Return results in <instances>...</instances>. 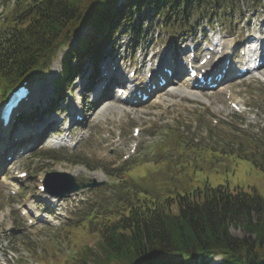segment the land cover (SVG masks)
<instances>
[{
  "label": "rangeland",
  "instance_id": "1",
  "mask_svg": "<svg viewBox=\"0 0 264 264\" xmlns=\"http://www.w3.org/2000/svg\"><path fill=\"white\" fill-rule=\"evenodd\" d=\"M243 2V15L235 17L234 21L231 22L234 29L241 25L245 26L246 21L243 17L253 19L258 23L264 16V2L257 10L251 9L254 1L243 0ZM3 4L6 8L3 14L0 15L2 17L9 8V5H6L4 1ZM147 19L153 21L151 29L156 27L158 18L155 15L152 16V12L148 11V9L140 13L137 22L143 24ZM160 29V36H162L163 42L160 39L155 41L145 37L138 44V47H156L162 43L167 46V43L172 41L173 36H169L165 28ZM169 32L172 33L171 30ZM85 34L86 30H81L78 32L77 37H82ZM125 34L129 33L124 32L111 39L112 48L118 46L123 49L122 47L124 46V48L130 50L129 42H127L128 36ZM75 41L77 42V40ZM72 45L75 46L76 43L73 42ZM103 50L105 56L102 60L105 62L108 59L110 44L106 43ZM64 53L65 51L59 52L56 60L50 65L48 72L39 74L40 76L31 82L34 88L46 92V94H43L45 102L53 96L54 87L52 85L60 76V64ZM84 69H88L86 60L83 63ZM83 72H80L77 76L78 80L74 82L75 86L74 91L71 92L72 96L77 95L79 85L83 88L89 83L86 80L87 71L85 74ZM113 92L110 90V95L108 94L109 100L104 105L102 104V106L106 105L109 107L104 115L105 117L102 115L98 117L95 113L97 112L96 110L87 114L85 123L83 121L78 126H74V128L78 127L75 129V136L78 137V131L82 128L87 133V136L75 148H67L68 146L58 147L52 144L50 146L49 141L47 144L40 141V145H37L33 138L26 142L23 147L25 151L22 154L24 159L21 166L29 168L27 170L29 177L21 184L22 187L15 196L9 194L6 188L0 185V218L1 224H3L0 232L5 229H15L7 237H0V251L5 248L14 249L17 252L16 255L19 256L18 260H20L21 256L26 257L31 264H37L39 260L45 262L55 261L62 256H66L69 260L74 254V247L69 242L75 239L76 231H73V229H70L71 231L66 230V227L69 226L65 225L64 227V224L58 227L49 228L45 226L43 228V225H40L34 229H26L21 210L18 209V205L24 201H29V199L40 200V197L35 194V185L38 182L36 175L38 173L50 170L67 171L69 173L73 168L60 160H49V163H45L48 160L42 159L44 164L40 165L42 162L39 160L42 157L38 156L39 152L53 151L54 156L58 154L62 156L63 154V157L72 152L79 159V164H81L79 166L84 167L87 172L100 171L106 174L113 167L112 163L116 161H119L117 169L120 171L127 165L123 174L127 182L121 181L120 171H117L112 176L115 177L114 179L101 176L100 179L102 180H99L103 184L101 187L84 190L81 193L88 200L86 202V207L88 208L84 212L80 211L75 214L76 217L71 221L73 224H76L86 211H95L92 207H97V211H99L103 207L124 199V197H121L122 193H120L123 185H131L129 193L135 190L137 194H142L144 189H148L161 196H172L176 192H184L192 187L202 186L205 182L211 186L222 184L230 189L239 187L245 191L255 188L258 193L264 194V85L262 83L254 82L248 78L245 81L235 83L230 80L215 91H204L202 94H197L205 98L207 103L165 95L160 97V99L161 102L165 100L164 104L166 103V106L163 103L158 105L155 101L132 107L120 105L113 98ZM79 95V100L85 105L84 95ZM64 96L66 98L69 97L67 93ZM229 98L245 100L251 109L250 112L253 113L255 126L258 124L255 127L257 130L243 131L240 129L242 122L250 120L251 113L248 116L246 115V117L245 114L242 116L233 113L228 104ZM86 103H88L87 99ZM113 107L116 108L111 110ZM116 110L122 112L120 116L115 114ZM219 116L223 118L229 117V121L221 119ZM239 117L241 119H237ZM43 118L45 116L41 120ZM212 118L218 119L219 123L215 127L211 126ZM193 120L196 123H192V127H185L186 122H193ZM32 121L33 124L34 121H36V124L39 122L37 119ZM174 122L178 124L176 128L181 132V135L174 130ZM27 126L23 125V130ZM30 126L28 127L30 128ZM133 126L140 128L137 137H133L131 134ZM180 126H184L185 130H180ZM32 127L34 130L37 129L35 124ZM169 128L171 129L169 130ZM168 130L170 131L169 133ZM117 132L120 135L118 147L114 145L117 140L115 136ZM179 135L185 143L181 147L174 146L175 140ZM153 136H155L156 140ZM167 136L168 139L166 138ZM49 138H51V135ZM133 141L137 142L136 155H131L123 163L121 156L128 152V146ZM134 155L136 156L135 158L133 157ZM89 161L90 164L95 165V170H88V167L84 164ZM32 167H34L33 170ZM68 168L70 169L68 170ZM87 172L74 173L75 180L91 181L92 175ZM117 180H120V182ZM133 187H137V189ZM68 231L70 232L69 234L67 233ZM230 232L237 237L246 235V232L242 229L230 228ZM21 240L24 241L23 244ZM96 241L97 238L93 235L87 245L93 247ZM26 246L31 248V250H26ZM219 262V257L210 259V264H218Z\"/></svg>",
  "mask_w": 264,
  "mask_h": 264
},
{
  "label": "trees",
  "instance_id": "2",
  "mask_svg": "<svg viewBox=\"0 0 264 264\" xmlns=\"http://www.w3.org/2000/svg\"><path fill=\"white\" fill-rule=\"evenodd\" d=\"M228 1L16 0L0 22V98L30 70L46 72L59 47L68 46L85 25L92 32L68 49L60 91L70 86L83 55L94 60L100 44L120 27L139 31L133 18L143 7L174 18L193 9H217ZM175 141V146H182L180 139ZM77 227L82 230L69 242L75 250L71 259L62 256L38 264H195L198 257L196 264H208L215 256L221 257L220 264H264V194L255 188L245 191L205 182L172 196L134 191L120 203L91 212ZM230 228L246 235L234 236ZM93 235L97 241L91 247L87 243Z\"/></svg>",
  "mask_w": 264,
  "mask_h": 264
},
{
  "label": "bare ground",
  "instance_id": "3",
  "mask_svg": "<svg viewBox=\"0 0 264 264\" xmlns=\"http://www.w3.org/2000/svg\"><path fill=\"white\" fill-rule=\"evenodd\" d=\"M106 74L108 75V72H107V71H106ZM262 76L264 77V75H262ZM186 80H187V79H185V81H186ZM170 92H171V94H174V95H177V96H185V97H187V98H189V99H195V100H199V101H202V102L206 101L205 98H203V97L200 96V95H197L198 93H193V92H191V91H189V90H186V89L171 88ZM114 98L120 100V99L117 97V95H115ZM120 101H121V100H120ZM101 105H102V103H101L100 105L97 106V113H96V114L98 115V117H99V115H102L103 117H105L104 115H105V113L108 111L109 107L106 106V105L101 107ZM115 108H116V107H113V108H111V110H112V109H115ZM98 109H99V110H98ZM123 111H124V110H123ZM115 112H116V114H117V113L120 112V110H116ZM81 170H85V169L82 168V167H80V166H75L74 169H73V172L76 174V173H78V172L81 171ZM93 176H94L96 179H100L101 176H102V174H101L100 172H99V173L96 172V173L93 174Z\"/></svg>",
  "mask_w": 264,
  "mask_h": 264
}]
</instances>
